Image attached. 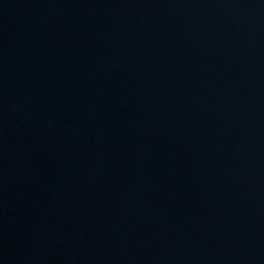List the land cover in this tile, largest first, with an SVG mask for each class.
I'll return each instance as SVG.
<instances>
[{
	"label": "water",
	"instance_id": "95a60500",
	"mask_svg": "<svg viewBox=\"0 0 264 264\" xmlns=\"http://www.w3.org/2000/svg\"><path fill=\"white\" fill-rule=\"evenodd\" d=\"M0 264H264V0H0Z\"/></svg>",
	"mask_w": 264,
	"mask_h": 264
}]
</instances>
